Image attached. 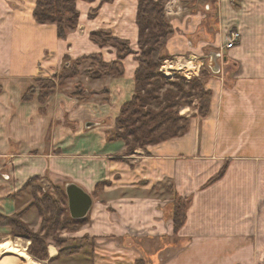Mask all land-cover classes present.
<instances>
[{
  "label": "crops",
  "instance_id": "obj_1",
  "mask_svg": "<svg viewBox=\"0 0 264 264\" xmlns=\"http://www.w3.org/2000/svg\"><path fill=\"white\" fill-rule=\"evenodd\" d=\"M35 2L0 0V215L21 212L38 231L41 216L28 181L38 178L56 190L73 182L93 201L74 232H60L65 241L46 240L47 259L55 263L264 264V0L167 3L173 34L161 71L198 63L189 73L211 92L208 112L180 109L188 117L182 135L130 154L110 134L134 93L135 54L121 61V76L91 81L107 93L105 103L76 105L59 93L41 103L38 94L23 95L66 55L116 60L114 48L90 39L95 30L138 51L137 0H78L77 26L64 38L55 25L35 22ZM232 32L238 40L225 48ZM176 197L186 208L175 231ZM10 236L11 227L0 224V245L11 243ZM70 248L76 250L59 254Z\"/></svg>",
  "mask_w": 264,
  "mask_h": 264
},
{
  "label": "trees",
  "instance_id": "obj_2",
  "mask_svg": "<svg viewBox=\"0 0 264 264\" xmlns=\"http://www.w3.org/2000/svg\"><path fill=\"white\" fill-rule=\"evenodd\" d=\"M78 0H36L33 9V18L38 24H53L56 27L57 36L64 38L67 33L76 28L79 12L76 9ZM92 2L94 0H82ZM112 0H101L111 2ZM166 0H138L136 25L138 28L137 45L138 51L130 47L126 39L113 36L111 32L102 29L90 33V39L100 47L111 46L116 49L117 59L111 62H104L99 54L84 56L86 58H99L100 70L98 76L87 74L89 79L99 77H119L123 74L121 61L129 54H135L138 62L134 74V93L131 100L124 103L115 121V128L112 130L111 138L120 139L127 148V154L136 148H144L147 145L155 144L173 137L182 135L188 126V117L181 115L179 110L183 106H195L199 115L204 116L208 112L211 98L210 90L204 88L202 79L190 77L174 72V80L165 76L161 67L168 56L164 52L168 38L173 34V29L168 23L164 4ZM95 13V10L90 16ZM99 56V57H98ZM68 59V56H64ZM77 70L63 68L61 78L75 76ZM200 78L204 73L201 71ZM39 87L38 99L45 102L55 87L52 79L35 80ZM34 94V89L29 88L23 95L24 100H29ZM81 97L89 96L78 92ZM38 178L28 181V185ZM103 184H97L95 195ZM38 185L32 187L33 204L41 216V225L38 231H32L26 223L21 220V212L10 216L0 215V224L11 227L12 235H20L30 240L29 253L40 260L47 259L46 240L51 237L55 243L61 244L64 239L59 238L62 230L74 232L84 219H73L70 217L67 205H63L60 199L52 195L41 194ZM39 192V193H38ZM65 195V191L63 190ZM186 205L179 197L175 198L173 214L174 230L184 222ZM3 245H10L5 242ZM76 249H61L59 254H70Z\"/></svg>",
  "mask_w": 264,
  "mask_h": 264
},
{
  "label": "rangeland",
  "instance_id": "obj_3",
  "mask_svg": "<svg viewBox=\"0 0 264 264\" xmlns=\"http://www.w3.org/2000/svg\"><path fill=\"white\" fill-rule=\"evenodd\" d=\"M169 1L170 0H166L165 1L164 13H165V6L167 5V3ZM137 3H138V0H137ZM76 4H77V2H76ZM76 9H77V7H76ZM165 17L167 19L166 14H165ZM167 21H168V19H167ZM137 47H138V45H137ZM100 58H101V56H100ZM182 65L178 64L177 67L179 68ZM195 67H196V69L189 70V71H196L197 67H198V63H195ZM63 68H72V71H74V69H76L77 70V74L75 76H71V77H67V78H61L60 76H61ZM55 70H56L55 72L47 74L46 76L39 77V79H43V78L44 79H52L54 81L55 87H53V89L51 90L50 95H55V94L59 93L60 95L66 96L67 100L74 101V103H76V105H77V103L78 104H84V103L91 102L95 98L98 100V102L101 101L103 103H105V101L107 100V98H104V96H106V94H107L104 91V89L97 92L93 88H91V84L90 83H92L91 81L100 80V79L107 78V77H110V76H105V77H102V78L99 77V78H96V79L93 78L92 80L89 79L88 76H87V74H89L88 72H90L91 75L94 76V77L98 76L96 74L101 72L99 58H86V59H83V57H80V58H77V59H72V58L68 57V59H64V57H63L62 64ZM176 73H178L179 75L185 76L184 74H186L188 72L184 71V70H180V71H177ZM176 75H174V73L169 74V78L174 80V78H175L174 76H176ZM186 75L191 76L190 73L186 74ZM112 78H115V77H112ZM30 88L34 89L33 96L35 94H39V87L37 86L36 82H35V85L30 87ZM78 92L79 93L82 92L84 95H88L89 94V96L86 97V98H83L79 94H77ZM50 95H48L46 97V100H47V98ZM196 105H197V101L194 100L191 106H186L185 105V106L181 107L180 109L184 111V108H187L188 110L187 109H185V110H187L186 113H188V111H191ZM72 110H75V109L73 108ZM67 115H68V112H65V116L66 117H67ZM69 124H72V123H69ZM114 128H115V125H114ZM34 185H37V186L39 185L40 186L41 194H44V193L50 194V195H52V197L60 199L61 202L63 203V205H65V206L67 205V199H66V197L63 194L62 187H60L59 189L56 190L55 186L51 187L49 184H43L41 186L37 180H33L30 183V190L32 189V187ZM42 187H43V189H42ZM23 238L24 239H28V238L20 236V235H12L11 234L10 238L5 239V240L9 241V239H10L11 243L8 242V244L12 245V247H15L18 250L23 251L27 255L26 258H28V260L31 261L29 264H60V263H55L53 259L52 260H49V259L40 260V259H37V258L33 257L28 251L29 245H26V241ZM0 246L3 247L4 245L1 244ZM52 248H53V250L55 249L53 246H52ZM50 252H51V248H50ZM16 253H18V251L17 252L15 250L12 251V248L10 250H6V251L2 250V251H0V264H23L21 262L20 258H17L18 256H17Z\"/></svg>",
  "mask_w": 264,
  "mask_h": 264
},
{
  "label": "water",
  "instance_id": "obj_4",
  "mask_svg": "<svg viewBox=\"0 0 264 264\" xmlns=\"http://www.w3.org/2000/svg\"><path fill=\"white\" fill-rule=\"evenodd\" d=\"M211 69L213 68L211 67ZM86 126H91V124L87 123ZM64 191L70 217L73 219L85 218L92 205L91 195L73 182L66 183Z\"/></svg>",
  "mask_w": 264,
  "mask_h": 264
},
{
  "label": "bare ground",
  "instance_id": "obj_5",
  "mask_svg": "<svg viewBox=\"0 0 264 264\" xmlns=\"http://www.w3.org/2000/svg\"><path fill=\"white\" fill-rule=\"evenodd\" d=\"M198 68V67H197ZM179 69H182V70H185V71H187L188 73L189 72H194V71H189V70H194V69H196V67H195V62L194 61H190V62H188V63H185V64H183L182 66H180L179 67ZM12 248V251H18V253H16L17 254V258H20V260H21V262L23 263V264H29L31 261L30 260H28V258H26L27 256H26V254L23 252V251H21V250H18V249H16V248H13V247H4V248H0V251H2V250H10Z\"/></svg>",
  "mask_w": 264,
  "mask_h": 264
},
{
  "label": "built area",
  "instance_id": "obj_6",
  "mask_svg": "<svg viewBox=\"0 0 264 264\" xmlns=\"http://www.w3.org/2000/svg\"><path fill=\"white\" fill-rule=\"evenodd\" d=\"M238 40V33H231L228 37V40L227 42L225 43V48H231V47H234L235 46V42ZM162 73L169 77V74L165 72V69L163 71V68H162Z\"/></svg>",
  "mask_w": 264,
  "mask_h": 264
}]
</instances>
